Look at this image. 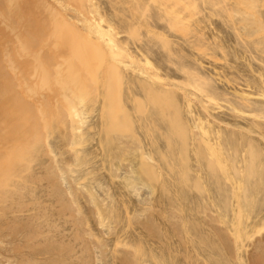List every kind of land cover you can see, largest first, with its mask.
Segmentation results:
<instances>
[{
	"label": "bare ground",
	"instance_id": "6f19581e",
	"mask_svg": "<svg viewBox=\"0 0 264 264\" xmlns=\"http://www.w3.org/2000/svg\"><path fill=\"white\" fill-rule=\"evenodd\" d=\"M85 1V4L80 5L78 13L71 16L64 15V12L61 13L63 10L58 11L59 5L64 7L63 4H59L58 8L55 7V4L56 11L52 7L56 12L52 10L54 15L56 14V18L54 16L52 18L56 22H58L56 19L58 17L61 19L63 15L62 22H58V24L65 28L67 34L70 35L69 42L75 36L78 40H82L83 44L93 49H97L98 45L99 48L95 51L101 53L99 57L103 58L104 54L107 55L109 68L117 81L123 78V73L125 75L126 72H129L131 76V78L128 77L131 83L128 86L129 92L131 100L136 102L134 108L141 113L139 119H144L143 98L149 99L152 104H156L158 107L160 106V109L172 108L173 110L168 119L171 133L167 132L168 134L164 135L162 142L165 146H170L174 135L179 138L181 146V154H178L182 155L184 152L182 162L185 164H181L186 165L187 173H189L187 190L189 226L187 227H189L190 236L188 235V237L191 240V250L199 256L211 255L212 252L217 253V257L220 258L218 254L223 253L222 249H224V254L228 255L230 259L232 257L240 259L239 250L241 253V248L247 246L248 250L245 251L250 259V264H264V61L259 59L256 54H252L255 50L264 54V36L252 38L261 28H264V15L256 9L262 5L263 0H232L229 3H226V0H135L129 2L133 11L128 13L125 11L123 3V5L115 6L106 12L101 8L98 0ZM42 2L46 6L47 2L44 3V0ZM151 2L155 3L154 6L150 4ZM129 3L128 5H130ZM11 7L7 6L4 11ZM44 8L47 9V7ZM63 9L65 10V8ZM47 10L48 13L49 10L51 11L50 8ZM47 10L44 12L47 13ZM16 11L17 8L12 12ZM57 12L62 15L57 16L59 14ZM7 15L9 14L7 13ZM49 16L47 17L50 18ZM191 18L194 20L189 22ZM60 19L59 21H61ZM46 24L40 17L32 18L31 39L34 40V36L40 34L41 37L37 42L42 45L43 41L48 39L46 37H49L48 28L52 26L49 27ZM58 24L54 26L57 27ZM141 27H143L144 33L141 32ZM56 31L54 33L59 35L61 30ZM56 35L53 40H58ZM71 35L73 36L71 37ZM54 42L50 46H53ZM50 46H46V48H50ZM60 47L62 48V46ZM52 48L54 49V47ZM61 48L59 49L61 50ZM57 52L60 51L57 50ZM57 52L53 53L57 54ZM46 55L49 62L53 61L56 69L54 70L53 67V71L56 73H51L59 74L57 64L66 59L65 55L59 54V56L51 53L53 56L51 58H49L50 55ZM38 57H35L36 60L43 62L41 59L43 60L45 56L44 58L40 56V59ZM204 58L211 59L205 61ZM59 61L61 62L59 63ZM68 64L70 65V63ZM69 65L68 67L66 65V68L70 70L71 67L73 71L75 68L72 69V65L70 67ZM18 70L17 73L20 72ZM65 73H68V70ZM20 75L21 73L19 77ZM240 75H245V77ZM52 96L48 97L49 101ZM57 97L55 96L53 102L58 101L60 104V99ZM177 100L178 103H176ZM49 101L48 105H52ZM180 106L184 108L182 116L177 114L180 113L177 112V108ZM61 108L63 109V106ZM72 108L71 105L70 113ZM124 108L126 107L124 106ZM73 109L75 113H72L76 115L75 120L78 118L77 125H79V121L82 124L84 116L81 113L83 111L80 109L82 111L80 113L77 107ZM122 109L123 107L121 111ZM14 116L19 123L23 119L18 117L19 114ZM30 118L28 121L32 120ZM129 118L131 119L130 116L126 119ZM70 119L72 122L73 118ZM71 122L69 121V123ZM128 122L129 120L126 124ZM149 122L146 124L149 125ZM117 123L113 125L117 126L121 122ZM9 124L6 123V126ZM77 125H75L77 130L67 126L74 133L75 130H79V132L81 130L79 128L81 125L76 127ZM71 140L73 139L69 141ZM78 144H76L77 147ZM5 145L0 138V159H5L4 166H0V179L3 172L5 176L14 178H12L13 186L9 185L7 189L0 190V264L10 261H14L15 264H77L78 258L83 253H85L82 256L84 262L81 264H86L90 258V251L87 249L89 244L86 248L84 246L80 248L78 252L74 251L75 247L74 250L72 248L75 246L72 244L75 239L76 241L77 239L84 240L82 232L79 233V230H75L72 239L70 238L73 242L66 243L59 233V235L56 233L58 235L56 238H54L56 235L54 237L53 234L49 235V224L39 221L43 218V212H34L33 210L25 213L29 209L24 207L29 202L22 199L20 188L23 187L24 182L20 179H26V177L19 173V169L22 167H13L11 162V157L18 154L8 156L9 151L7 150L10 148ZM72 145L75 146L74 143ZM20 147L16 150H19ZM122 147L125 146L122 145ZM14 151L15 149L12 150V153ZM24 169L27 170L26 165H24ZM50 169L55 172V166ZM156 175L158 174L156 173ZM31 176V180L35 179ZM184 176H181L182 179ZM53 177L56 178L57 175H53ZM186 179L184 182L187 181ZM50 183L55 192L62 195L59 183ZM5 192H9L7 199H3ZM30 202L36 204V201ZM170 202V205L174 203L172 200ZM63 203L64 206L61 210L68 208V203ZM175 204L174 206L178 205ZM71 208L75 207L71 205L68 210L71 211ZM180 208L177 207V209ZM172 212L174 213L173 210ZM65 213L64 215H66ZM74 213L76 212L74 211ZM170 217L168 216L169 219ZM172 217L174 216L172 215ZM180 218L182 220V217ZM173 219L175 220V218ZM76 225L80 224L76 223ZM181 227L182 225L179 228ZM91 236L89 237L91 238ZM82 243L85 245V242ZM249 244L252 246L251 249H249L250 246L248 247ZM137 247L136 250L139 248ZM69 257L72 261L70 263L67 261ZM203 261L206 263L205 258Z\"/></svg>",
	"mask_w": 264,
	"mask_h": 264
},
{
	"label": "rangeland",
	"instance_id": "374dc122",
	"mask_svg": "<svg viewBox=\"0 0 264 264\" xmlns=\"http://www.w3.org/2000/svg\"><path fill=\"white\" fill-rule=\"evenodd\" d=\"M6 1L0 0V10H2L0 11V138L4 145L7 144L6 147L15 149L12 153V150H7L5 147L11 153H8V156L18 154L11 157V162L13 167H22L19 169V173L26 177V179H20L24 182L23 187L20 188L22 199L29 202L26 201L28 204L24 208L29 210L25 213L33 210L34 212H43V218L39 221L49 224V235L53 234V237L56 235L54 237L56 238L61 234L60 237L66 243L73 242L71 239L75 230H79V233L82 232L84 240L77 239L76 241L75 239L72 243L75 246L72 248L74 250L75 247L74 251L78 252L80 248L83 246L86 248L89 244L87 249L90 251V258L86 264L90 260L89 264H250V259L245 251L248 250L247 246L241 248V253L239 250L243 261L240 256V259H236V257L230 259L228 255L224 254V249H222L223 253L218 254L220 258L217 257V253L212 252L211 255L199 256L191 250V240L188 237V235L190 236L189 227H187L189 226L187 207L189 173H187L186 165H183L185 163L182 162L184 152L182 155L178 154H181V146L179 138L174 135L170 146H165L162 142L164 135L167 132L171 133L168 119L173 110L172 108L160 109V106L159 108L149 99L143 98L144 119H139L141 113L134 108L136 102L131 100L129 92L128 86L131 85L128 78H131L129 72H126L125 75L123 73V78L117 81L112 75L108 63L109 58L104 54L103 49L105 57L102 58V56L99 57L101 53L96 52L99 48L98 45L97 49H93L73 35H71L73 40L70 38L71 42H69L70 35L67 34L65 28L58 24V22H62L63 15L61 13L64 12L66 16L76 15L80 5L85 4L86 1L44 0V3L47 2L46 6L43 5L42 0L40 2H38L39 0H9L10 2L7 1L8 5ZM98 1L106 12L115 6L124 4V9L128 13L133 11L129 2L135 0H122V2L120 0L121 3L118 2L119 0H114L116 4L113 0ZM226 1L229 3L232 0ZM261 3L262 5L256 9L264 15V0ZM59 4H63L64 7ZM150 4L154 6L155 3L151 2ZM42 5L47 9L50 8L51 11L49 10L48 13V10ZM5 6H12V11L17 8V11L12 12L10 8V10L4 11ZM54 6L59 9H57L58 11L63 10L61 13L57 12L59 13L57 16L62 15L61 19L60 17L56 19L58 22L52 18V16L56 18V14L53 13L54 10L56 11ZM46 10L47 13L44 12ZM43 15H50V18ZM32 16L40 17L49 27L52 25L51 28H48L49 37H46L49 40L45 39L46 42L44 40L43 45L37 42L41 37L40 34L34 36V40L31 39ZM192 17L195 18V16ZM259 17H261L260 14ZM47 19L52 20L48 21ZM192 20L194 19H189V22ZM55 24L60 27L57 25L55 27ZM23 25L24 27H22ZM56 28L61 30L59 35L54 33ZM143 30L141 27V32ZM54 34L58 35H56L58 40H53L55 39ZM262 36H264V28H261L252 38ZM52 41H55L56 44L54 42V45L50 46L53 44ZM45 45L50 46L51 50L48 47L47 49ZM100 48L102 47L100 46ZM53 52H57L58 55L64 54L65 60H68L65 61L60 57L63 61H59L61 63L57 64V67L62 72L58 70L59 74L56 75L51 73L55 72L53 71V61L49 62L46 55H50L49 58L53 57L52 55H57ZM252 54H256L259 59L264 61L263 53L255 50ZM40 56L44 58L41 59L43 62L40 60L38 62L35 58L40 59ZM209 59L211 58H204L205 61ZM66 65L67 67L72 65L75 72L73 73L70 67V74ZM64 68L66 69L62 70ZM17 70L20 72L17 73ZM54 70H56L55 67ZM67 70L68 73H65ZM240 76L245 77V75ZM18 77L19 79H17ZM50 96L53 100L49 101ZM55 96L60 99V104L63 101L62 105L58 101L53 102ZM48 101L52 103L51 106L48 105ZM71 105L73 108L77 107V110L79 108V111L80 109L83 111L80 113L82 112L81 114L84 116H82L84 124L82 123V125L79 121L80 127L76 123L78 118L76 117L75 120L76 115L73 114L75 113L73 108V113H70ZM180 107L177 108V112H180L177 114L182 116L184 108ZM14 115L23 118L22 121L19 123ZM129 116L131 119H126ZM30 117L32 122L28 121ZM70 118H73V123ZM112 119L114 120L112 121ZM150 119L151 122H149ZM125 120H129L130 123L126 124ZM116 121L121 123L118 124ZM148 122L149 125L146 124ZM6 123H10L9 126H6ZM116 123L118 125L114 126L113 124ZM67 125L76 130L75 125H77L76 127L82 131L75 130L73 133ZM73 134L75 135L73 136ZM70 139L73 140L69 141ZM74 140L79 143L78 147ZM70 143L71 145L74 143L75 146L71 147ZM19 146H21L20 149L16 150ZM4 160L0 159V166H4ZM167 163H171L173 167ZM23 164L26 165L27 170L24 169ZM52 166H55V172L51 171L50 167ZM170 167L172 168L170 169ZM154 173L158 175L155 176ZM53 175H57V177L54 178ZM180 175H185L184 179ZM30 176L35 179L31 180ZM12 178L14 177L10 176L9 178L3 172L0 179V190L7 189L9 185L13 186ZM185 179L186 182H184ZM50 182L59 183L63 196L60 194V197L55 192ZM8 194L9 192H5L3 199H7ZM67 198L74 202L70 200L68 202ZM170 200L174 202L172 205H170ZM30 201H36V204H32ZM63 202L68 203V208L61 210L64 206ZM71 205L75 208H71L70 211L68 209ZM171 206L176 208L173 209ZM168 216H171L170 219ZM75 220L81 226H77ZM176 222H179L180 225L178 226L179 223ZM181 225L182 227L179 228ZM88 235H92L91 238ZM187 239L189 240L187 241ZM82 242H85V245ZM249 246L251 249L253 244L252 246L249 244ZM83 255L85 253L81 256L78 255L80 259L78 258L77 264L84 262ZM202 257L205 258L206 263ZM67 261L72 262L70 257ZM13 262H3L2 264H15Z\"/></svg>",
	"mask_w": 264,
	"mask_h": 264
}]
</instances>
